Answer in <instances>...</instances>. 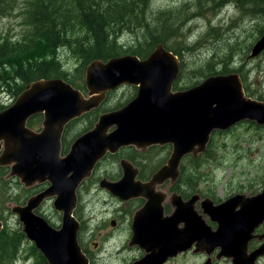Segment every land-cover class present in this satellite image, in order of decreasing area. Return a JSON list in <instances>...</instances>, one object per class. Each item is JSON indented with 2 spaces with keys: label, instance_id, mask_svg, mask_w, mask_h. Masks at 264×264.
Returning <instances> with one entry per match:
<instances>
[{
  "label": "water",
  "instance_id": "95a60500",
  "mask_svg": "<svg viewBox=\"0 0 264 264\" xmlns=\"http://www.w3.org/2000/svg\"><path fill=\"white\" fill-rule=\"evenodd\" d=\"M263 50L264 33L253 44L249 57H256ZM180 65L179 57L162 43L156 44L144 59L134 54L105 61L93 59L85 67L87 98L62 79H38L30 82L14 103L0 112V140H4L0 165L14 161L11 174L26 185L47 175L51 187L46 193H57L58 207L63 210V224L56 229L32 212L38 196L25 206L12 208L22 223V232L34 242L48 264H88L76 239L79 224L70 215L69 203L75 201L77 185L103 155L98 153L101 147L113 151L114 142L118 147L139 138L150 142L170 139V159L153 176L154 181L161 182L169 175L171 180L177 177L185 155L196 157L204 152L213 130H227L245 119L264 124V103L244 95L235 73L211 75L190 88L172 91ZM122 84L138 85L136 96L121 109L100 116L95 129L80 137L67 157L59 158L57 136L51 134L58 133L72 117L97 107L106 91ZM42 111L45 129L39 134L31 133L26 120ZM112 123L117 125L116 130L104 140L97 139L105 126ZM140 124L146 129L142 130ZM123 167L126 175L121 180L104 184L120 198L137 193H122L124 189H132L129 169L125 164ZM198 198L193 195L183 202L174 194L176 206L165 219L144 206L134 217L132 243L143 245L146 255L133 264H163L168 257L191 249L192 245L193 252L208 255L218 247L217 258H232V264L251 263L247 244L259 222L254 217L264 214V188L253 198L238 193L218 204L209 197L203 198L202 212L217 223L216 229L194 209ZM180 223L183 225L179 226ZM2 226L0 221V230ZM262 251L258 249L254 254Z\"/></svg>",
  "mask_w": 264,
  "mask_h": 264
},
{
  "label": "rangeland",
  "instance_id": "374dc122",
  "mask_svg": "<svg viewBox=\"0 0 264 264\" xmlns=\"http://www.w3.org/2000/svg\"><path fill=\"white\" fill-rule=\"evenodd\" d=\"M192 2L193 0H150L148 14L153 16V12L158 10H176L174 8L183 3ZM19 3H23V0H17L16 5ZM176 23L182 24L179 25L182 27L181 31L193 33L189 37L190 41L197 40L198 42L194 44L192 51H182L181 53V77L178 80V86L185 87L189 84L192 86L201 82L205 77L193 75L192 70L203 66L208 60L211 61L213 67L226 63L228 70L235 68L238 71L236 73L242 80L245 96L264 103V51L256 57H248L250 48L260 37V32H264L263 17L245 15L239 8L229 5L218 8L216 12L210 10L203 15L194 16V18H186V14L183 13ZM208 25L218 28L217 33L220 35H214V32L205 33ZM23 30L21 18L16 9L7 7L5 15L0 17V35L3 37L6 35L14 40L20 38ZM176 38L182 39L183 36L180 34ZM120 41L127 45L133 43L127 41L125 37ZM229 45L235 47L231 56H229ZM59 58L66 74H70L68 76L72 77L74 69L79 65L76 56L68 50L60 49ZM222 67H218L216 74L221 72ZM80 74L83 76L84 73ZM74 80L75 83H78L76 79ZM12 88V86L9 89L0 87V105L15 100V96L6 93ZM133 95V89L124 88L120 93H116L110 98L107 107L111 108L119 102L128 101ZM35 123L40 125V122ZM85 125L86 122H78L76 129L80 130ZM207 149L208 152H205L200 159H192L190 154L182 159L181 165L185 166L186 174L180 185L181 189H189L195 184L196 189L192 193H199L201 198L209 197L214 203H220L236 193L255 194L262 190L263 186L260 187V183L263 182L264 185V125L245 119L225 131L214 130L210 135ZM196 163L198 165H194ZM157 166L154 165V168ZM4 174H0V218L11 231L18 227L21 228V224L7 206L11 205L13 201L23 204L32 191L24 188L17 179L4 180ZM88 196L91 199L92 195ZM113 198L109 193L101 192L98 195L93 194L94 203L90 199L87 200L89 202L86 206V214L89 212L93 220L88 226L86 215H83L87 226L80 244L83 250H90L91 264H125L139 253L136 247L127 246L128 240L123 233H120L124 231L120 225H118V230H114L118 224L116 221L131 219L133 209L131 205L124 206L111 202ZM99 200H105L106 205H100L102 203L98 202ZM196 208L200 210L199 202H197ZM43 212L53 225L59 227L61 217L54 210L51 202L44 206ZM203 216L206 222L214 228L216 223L211 222L208 216ZM125 218L126 220H124ZM114 219L117 224L112 226L111 223ZM121 227L125 228V224H122ZM99 232L102 234H98ZM31 245L30 241L23 245L22 253L16 262L5 261L2 264L32 263L35 257L30 250ZM206 258L204 252L188 250L171 258L169 264H203ZM216 264L230 263L227 260H219Z\"/></svg>",
  "mask_w": 264,
  "mask_h": 264
},
{
  "label": "trees",
  "instance_id": "16d2710c",
  "mask_svg": "<svg viewBox=\"0 0 264 264\" xmlns=\"http://www.w3.org/2000/svg\"><path fill=\"white\" fill-rule=\"evenodd\" d=\"M16 3L17 0H0V17L5 15L7 7L15 8L24 28L20 38L14 40L0 35V87L12 86L14 96L31 81L67 75L60 63V49L76 56L79 65L75 71L80 70L79 73L93 59L106 60L127 53L144 58L158 43L181 58L182 51H192L198 43L189 40L192 32L181 31L182 24L176 23L183 13L186 18H194L231 5L245 15L264 18V0H193L176 10L155 11L153 16L148 14L150 0H23ZM217 31L218 28L208 25L205 33L220 35ZM180 34L183 38L177 39ZM123 37L133 43H121ZM228 49L231 56L235 47L229 45ZM210 62L195 68L192 74L206 77L216 74L222 66V74L233 70H228L226 63L220 65L219 60L218 67ZM25 243L29 240L21 228L10 231L4 226L0 230V264L16 262ZM31 244L29 249L35 260L27 264H48Z\"/></svg>",
  "mask_w": 264,
  "mask_h": 264
},
{
  "label": "flooded vegetation",
  "instance_id": "af4514ba",
  "mask_svg": "<svg viewBox=\"0 0 264 264\" xmlns=\"http://www.w3.org/2000/svg\"><path fill=\"white\" fill-rule=\"evenodd\" d=\"M139 58L143 59L141 57ZM86 65L84 66L83 73L85 72ZM75 70L76 68L74 69V73L72 77H69L68 75L70 74H67L65 75V77H51V78L62 79L64 82L70 84L75 89H78L82 93V95L85 98H87L89 95H88V89L86 87V83L84 79V74L83 76H81V74L79 73L80 70L76 72ZM180 72L172 83L173 91L184 90L191 86V84L186 85L185 87H180L177 85L178 80L181 77ZM236 72L238 71L235 68H233L232 71H229L225 74L236 73ZM218 74L223 75L221 72H219ZM51 78H40V79H51ZM74 79H76L78 83H75ZM28 84L24 86L23 90L27 87ZM124 88L133 89V93H134L133 97H131L128 101L126 100L127 102L126 101L119 102L115 104L114 107L108 108L107 103L110 100V98L114 94L120 93V91ZM137 89H138V85L122 84L115 89L106 91L104 98L102 99V101L99 103L97 107L92 108L89 111L83 112L78 116L72 117L65 124L62 125L58 133L54 132L53 134H51V135L57 136V141H58L57 155L58 157L59 158L67 157L68 154L71 152L72 146L74 145V143L80 137L86 134H89V132L95 129L96 125L98 124L100 116L121 109L124 105H126L131 99H133L136 96ZM6 93H8L11 96H14L12 95L13 90L6 92ZM19 94L15 95L14 97L15 100ZM14 101L11 100L9 103H2L0 105V112L10 107L14 103ZM44 120H45L44 111L34 113L27 118L26 127L29 129L31 133H34V134L42 133L45 129ZM35 122H40V125L38 126V124ZM78 122H83V123L86 122V125L82 129L78 130L76 129V123ZM140 126L143 127L142 124H140ZM116 128H117V125L114 123L107 124L105 128L98 134L97 139L104 140L109 135H111V133L115 131ZM115 145L116 143L114 142L112 148H115V149L113 151H111L110 148L101 147V149H99L98 153H101L103 155L99 159H97V161L94 163L92 169L90 170V174L86 175L77 185L74 191L75 201L69 203L70 204V215L79 224L77 234H76V239L81 248V251L88 258L89 264H91V260L89 256L91 255V252L90 250L88 251L87 249L83 250L80 244V241L83 240L84 229L87 226L86 222H88V226H89V224L93 220V217L90 215L89 212L86 214V206L88 205V202H89L87 200L90 199L88 195H92L90 199L92 203H94L95 201L93 199V194L98 195L101 192H105V193H109L110 195L114 197L111 202H116L117 204L124 205V206L131 205V208L133 209V214L130 220L118 222L116 221V219H114V221L111 223L112 226L118 223L116 227L114 228V230H118L119 229L118 225H120V228L124 230V231H121L120 233H123L126 239L128 240L127 246L130 248L136 247L139 252L136 257L131 258V260L127 261L125 264H133L134 262L142 259L146 255V250L144 249V247H142L143 245L141 246L138 243H132L134 217L140 211L143 210L145 205H147V208H149L151 211H156V213L159 214L162 219H165L170 216V214L173 212L176 206L173 203L174 194L176 196H180L183 202L188 201L193 195H198L199 198L194 203V209L197 211L199 215H201L202 218H204L203 215H206L202 212V207H201V199H203L204 197L201 198L199 193H192L196 189L195 184L193 185L194 189H192V186L189 189H181L180 187V185L183 182V177L186 174L185 166L181 165V162L179 165V173L174 180L170 179V175L161 182L153 180V176L157 173V171L160 168H162L164 165H167V162L170 159V151H171L170 147L172 149V144H170V139L166 141H161V142L159 141L150 142V141L139 138V140L135 142H130L125 145H119L118 147H115ZM3 150H4V140L1 139L0 140V155L2 154ZM14 163H15L14 161H11L8 164L0 165V174L5 173L3 175V179L4 180L5 179H10V180L17 179L24 186V188L31 190L32 193L25 199L23 204L17 203V201H13L11 205L7 206L9 207V210L13 214L16 215L19 221L18 214L13 212L12 208L14 206H25L31 198L38 196L39 197L38 202L32 208V212L35 215L42 217L50 226L56 229H59L63 224V210L58 207L59 198H58L57 193H49V195L46 193V191L49 190L51 187V184L48 180L47 175H44L41 180H36L32 182L31 184L26 185L24 182L21 181V179L16 174H11V168ZM124 164L127 165L129 169V172L127 173V175L132 177V189L130 191H128L127 189H124L122 190L123 191L122 193L125 195L132 191H135L137 193L136 195H131L129 197L120 198L116 195H113L106 187H104V184L115 183L121 180L126 175V172L123 167ZM154 165H158V166L154 168ZM70 174L71 173H69V175ZM188 183L190 184V182ZM129 186H130V182H129ZM261 186L264 187L263 182L260 183V187ZM261 191L255 194H245V195L249 198H253L257 194H259ZM100 201L102 203L100 205H103V204L106 205L105 200L103 201L99 200L98 202ZM48 202H51L54 210L60 214L61 222H60L59 227L53 225L47 218V215L43 212V208ZM197 202H199L200 210L196 208ZM113 212H115V210H113ZM83 215H86V222L83 218ZM2 220L3 219L0 218V221L2 222V225L4 227L6 225L4 224ZM124 220H126V218ZM257 221L259 222L253 228L252 232L250 233V239L248 240V244H247V254L249 256V262H251L250 264H264V216L262 217V214L258 215ZM20 224L22 227L21 222ZM122 224H125V228L121 227ZM182 225L183 223L179 224V226H182ZM216 226H217V223L215 227ZM98 234H102V233L99 232ZM258 249H262L263 251L259 253L258 255H255L254 252ZM184 252L186 251L177 253L174 257ZM218 252H219L218 247L215 248L214 251L210 255L204 252L207 258L205 259L203 264H205L206 261L208 262V264H216L218 263L219 260H227L230 264H232V258H228V257L217 258ZM174 257H171V258H174ZM171 258L168 257L163 264H169Z\"/></svg>",
  "mask_w": 264,
  "mask_h": 264
},
{
  "label": "bare ground",
  "instance_id": "6f19581e",
  "mask_svg": "<svg viewBox=\"0 0 264 264\" xmlns=\"http://www.w3.org/2000/svg\"><path fill=\"white\" fill-rule=\"evenodd\" d=\"M252 48V47H251ZM250 55V53H249ZM141 127V126H140ZM142 130L146 129L145 127H141ZM262 216H264V214H262ZM254 218H257V217H254ZM88 264H89V260H88Z\"/></svg>",
  "mask_w": 264,
  "mask_h": 264
}]
</instances>
